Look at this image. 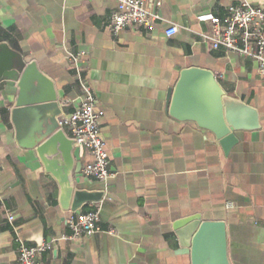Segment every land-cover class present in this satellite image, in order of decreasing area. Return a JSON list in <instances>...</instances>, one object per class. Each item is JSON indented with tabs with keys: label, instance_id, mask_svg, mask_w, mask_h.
I'll return each instance as SVG.
<instances>
[{
	"label": "crops",
	"instance_id": "crops-1",
	"mask_svg": "<svg viewBox=\"0 0 264 264\" xmlns=\"http://www.w3.org/2000/svg\"><path fill=\"white\" fill-rule=\"evenodd\" d=\"M244 1L264 4L161 0L151 28L113 33L106 22L116 0H0V50L19 67L0 78V264H19L20 242L51 243L40 264H191L172 225L192 214L223 222L229 264H264V74L253 60L203 43L211 25L198 20ZM172 24L178 30L166 36ZM71 56L102 111L113 173L103 182L81 171L82 188L101 196L79 210L98 209L99 231L73 239L58 185L34 148L18 142L15 122L30 141L78 107ZM189 67L212 71L227 94L258 112L260 127L236 132L227 153L212 132L166 112L168 89ZM79 147L83 167L92 158Z\"/></svg>",
	"mask_w": 264,
	"mask_h": 264
},
{
	"label": "water",
	"instance_id": "water-1",
	"mask_svg": "<svg viewBox=\"0 0 264 264\" xmlns=\"http://www.w3.org/2000/svg\"><path fill=\"white\" fill-rule=\"evenodd\" d=\"M12 59L11 54L0 50V78L17 75L19 67L15 69ZM166 112L212 132L225 153L236 143V132L260 127L256 108L227 94L214 73L205 68L189 67L180 72L175 86L167 91ZM15 122L18 142L34 148L44 171L57 183L63 210L79 213L83 204L100 199V192L82 188L80 147L58 127L57 121L37 129L35 138L25 142L19 121ZM172 227L179 246L189 250L191 264H229L223 222L201 220L200 214H192L175 220Z\"/></svg>",
	"mask_w": 264,
	"mask_h": 264
},
{
	"label": "built area",
	"instance_id": "built-area-1",
	"mask_svg": "<svg viewBox=\"0 0 264 264\" xmlns=\"http://www.w3.org/2000/svg\"><path fill=\"white\" fill-rule=\"evenodd\" d=\"M115 9L106 22V27L113 33L126 28L144 25L148 29L161 19L156 10L162 4L161 0H116ZM199 21H208L211 25L209 33H201L200 39L213 50H223L246 57L256 62L258 71L264 74V4L241 2L227 6L223 17L212 15L198 16ZM178 28L172 24L165 29L166 36H172ZM72 66L76 68V77L81 91V101L78 107L68 115H61L57 119L60 129L78 146L87 150L91 161L81 169L86 177L98 181H107L113 173L109 169L108 151L100 136L99 118L102 111H97L96 98L88 87L77 66V56H71ZM6 221L12 224L13 212L6 210ZM99 212L97 208L86 212L69 211L66 225L71 233L68 238L80 235L90 236L99 231L97 222ZM50 242L37 246H28L20 242L17 255L19 264H40L39 254L51 249Z\"/></svg>",
	"mask_w": 264,
	"mask_h": 264
}]
</instances>
